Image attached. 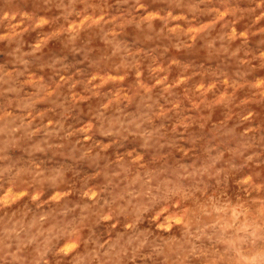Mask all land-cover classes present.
<instances>
[{
	"label": "rangeland",
	"instance_id": "rangeland-1",
	"mask_svg": "<svg viewBox=\"0 0 264 264\" xmlns=\"http://www.w3.org/2000/svg\"><path fill=\"white\" fill-rule=\"evenodd\" d=\"M0 264H264V0H0Z\"/></svg>",
	"mask_w": 264,
	"mask_h": 264
}]
</instances>
